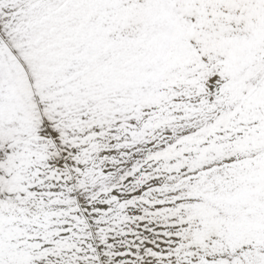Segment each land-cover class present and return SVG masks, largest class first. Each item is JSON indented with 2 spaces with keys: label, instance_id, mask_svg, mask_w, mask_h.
Wrapping results in <instances>:
<instances>
[{
  "label": "snow or ice",
  "instance_id": "obj_1",
  "mask_svg": "<svg viewBox=\"0 0 264 264\" xmlns=\"http://www.w3.org/2000/svg\"><path fill=\"white\" fill-rule=\"evenodd\" d=\"M0 264H264V0H0Z\"/></svg>",
  "mask_w": 264,
  "mask_h": 264
}]
</instances>
